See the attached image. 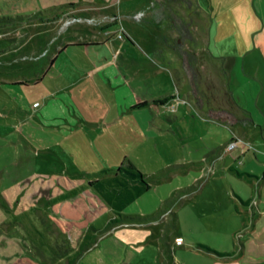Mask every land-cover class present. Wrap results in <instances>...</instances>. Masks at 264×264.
Masks as SVG:
<instances>
[{
	"label": "crops",
	"instance_id": "1",
	"mask_svg": "<svg viewBox=\"0 0 264 264\" xmlns=\"http://www.w3.org/2000/svg\"><path fill=\"white\" fill-rule=\"evenodd\" d=\"M19 2L0 0V16H13L17 8L22 7L31 10L30 16L55 12L56 18L68 12H79V8L73 6L46 10L33 4L21 6ZM253 3L262 16L257 41L251 52L242 54L241 58L236 56L239 63L235 64V59L226 69L221 62L219 69L212 70L208 62L198 60L195 50L188 47L179 66L181 70L175 68L170 76L172 88L162 89L161 93L148 98L132 90L133 82H137L140 89L141 80L136 77L141 72H122L116 62L113 64L112 77L122 79L131 93L122 103H112L111 108L115 109L112 117L107 118L108 114L102 112L97 118H83L78 107L75 111L79 114L76 120L81 130L92 131L96 141L92 154L103 158L101 167L91 168L93 165L89 163L86 167L78 162L70 167L52 164L46 152L37 161L40 149L32 151V145L23 138L27 133L28 136L35 134L29 122L35 115L20 87L42 83L41 77L47 76L58 54L68 46L105 44L108 37L98 39L99 32H95L79 40H58L55 49L45 55L40 73L29 71L28 77L35 81L0 80V208L6 206L16 217L34 210L42 211L71 246L66 254L48 259L31 247L19 248L11 264L264 262V237H261L264 234V0H253ZM94 6L97 7L83 10L105 8L100 4ZM110 26L115 28L116 24H105L101 28L105 31ZM112 56L114 62L113 53ZM156 73L162 74L164 70L158 69ZM199 94H205L206 100L198 98ZM167 96L172 97L165 102L157 101ZM48 107L52 108L44 106L49 111ZM106 108L109 109V105ZM196 108L201 110V117L196 115ZM197 120L206 126L204 137L198 136V141L194 133ZM9 136L12 153L6 154ZM232 139L237 140L234 150L226 146ZM9 155L11 163L6 164ZM203 155L218 156L215 181L238 210V219L245 222L252 214L251 235L247 237L252 240L249 247L223 249L206 237L221 238L230 233L226 228L202 220L195 209L201 190L188 192L193 186L190 173L182 176L183 180L178 183L166 182L169 176L172 179L178 175V166ZM9 164L13 167L7 168ZM119 166H134L146 174L150 188L141 190L142 183L130 178ZM7 190H11L14 197L7 195ZM24 190L27 197L16 200ZM254 201L257 206L253 205ZM207 247L231 254L224 256Z\"/></svg>",
	"mask_w": 264,
	"mask_h": 264
},
{
	"label": "rangeland",
	"instance_id": "2",
	"mask_svg": "<svg viewBox=\"0 0 264 264\" xmlns=\"http://www.w3.org/2000/svg\"><path fill=\"white\" fill-rule=\"evenodd\" d=\"M19 4H33L46 10L61 5L73 6L78 7L79 12H68L56 18L55 12L30 16L31 10L22 7L17 8L12 18L0 22V80L20 78L35 81V78L28 77L29 71L40 73L45 55L55 49L58 40H79V37L86 38L95 32H99L98 39L108 37L105 44L68 46L58 54L47 76L41 77L42 83L33 82L20 87L23 98L30 102V110L35 115L33 120H29L35 134L28 136L27 133L23 138L32 145V151L40 149L41 154L36 160L42 159L46 152L52 164L68 167L74 162L86 167L92 164L91 168L102 165L103 158L92 154L96 145L92 131L79 127L76 108L83 118H97L102 112L108 114L107 118L112 117L115 110L111 108L112 103H122L121 100L131 93L127 86L124 87L122 79L112 77L110 71L114 69L115 62L122 72H141L136 77V80H141L140 89L137 82H133L132 90L149 98L161 93L162 89L172 88L170 76L175 68H180L185 57L183 53L188 47L195 50L198 60L208 62L212 70L219 69L221 62L226 69L235 59V64L239 63L236 56L241 58L242 54L253 50L261 24V14L256 12L253 0H20ZM94 4L105 8L83 10L97 7ZM50 20L57 21L47 23ZM109 23L116 24L115 28L110 26L103 31L101 27ZM173 47L182 50L177 52ZM112 53L114 62L111 61ZM161 68L164 73L157 74L156 70ZM205 96L199 94L198 98L206 100ZM45 105L52 108L48 107V111ZM195 112L202 116L198 108ZM205 128L197 120L194 132L197 141L200 139L198 136L204 137ZM10 137L6 142V154L12 153ZM72 152L74 156H71ZM8 157L6 164L11 163L10 155ZM217 157L203 155L190 158L191 162L178 166V175L172 179L169 176L166 182L178 183L183 180L182 176L190 173L193 186L188 192L201 190L196 199V211L202 215V220L226 228L230 233L221 238L215 235L206 237L223 249L249 247L252 240H247V237L251 235L253 216L250 214L245 222L238 219V210L229 203L224 190L215 181L218 179L217 174L214 176ZM6 194L14 197L11 190ZM26 194L24 190L16 200L27 197ZM253 205L257 206V202L254 201ZM1 207L0 264H11L19 248L31 247L45 259L64 255L71 249L69 242L42 211L34 210L16 217L5 209L6 206ZM193 225V228L197 227L196 223ZM220 253L224 256L231 254ZM26 254L30 256L31 253Z\"/></svg>",
	"mask_w": 264,
	"mask_h": 264
},
{
	"label": "trees",
	"instance_id": "3",
	"mask_svg": "<svg viewBox=\"0 0 264 264\" xmlns=\"http://www.w3.org/2000/svg\"><path fill=\"white\" fill-rule=\"evenodd\" d=\"M9 18H12V16H0V22H3L4 20L6 19H9ZM172 96H167L163 99H160V100H157L158 102H165L167 100H169ZM122 168L123 171L130 177V178H133V179H138L141 183H142V189L141 190H147L150 188V184L149 182L147 181V176L146 174H144L143 172H141L140 170L136 169L134 166H125V167H122V166H119V169ZM209 250L211 251H215L209 247H207ZM216 252V251H215ZM216 253H219V254H223V253H220V252H216Z\"/></svg>",
	"mask_w": 264,
	"mask_h": 264
},
{
	"label": "built area",
	"instance_id": "4",
	"mask_svg": "<svg viewBox=\"0 0 264 264\" xmlns=\"http://www.w3.org/2000/svg\"><path fill=\"white\" fill-rule=\"evenodd\" d=\"M119 37H121V35H119ZM237 140H240V139L237 138ZM236 143H237V141H235V140H230L229 143L227 144V149H232V148H234V147L236 146Z\"/></svg>",
	"mask_w": 264,
	"mask_h": 264
}]
</instances>
